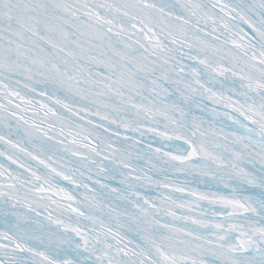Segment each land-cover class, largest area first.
Segmentation results:
<instances>
[{
  "label": "snow or ice",
  "instance_id": "1",
  "mask_svg": "<svg viewBox=\"0 0 264 264\" xmlns=\"http://www.w3.org/2000/svg\"><path fill=\"white\" fill-rule=\"evenodd\" d=\"M0 145V264H264V0H0Z\"/></svg>",
  "mask_w": 264,
  "mask_h": 264
}]
</instances>
